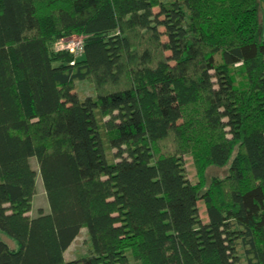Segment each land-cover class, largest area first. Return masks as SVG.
<instances>
[{
    "label": "trees",
    "instance_id": "1",
    "mask_svg": "<svg viewBox=\"0 0 264 264\" xmlns=\"http://www.w3.org/2000/svg\"><path fill=\"white\" fill-rule=\"evenodd\" d=\"M263 13L0 0V233L16 245L0 240V264H264ZM70 36L77 59L54 49ZM187 156L199 184L206 165L227 178L202 191ZM82 229L86 255L66 260Z\"/></svg>",
    "mask_w": 264,
    "mask_h": 264
},
{
    "label": "rangeland",
    "instance_id": "2",
    "mask_svg": "<svg viewBox=\"0 0 264 264\" xmlns=\"http://www.w3.org/2000/svg\"><path fill=\"white\" fill-rule=\"evenodd\" d=\"M80 44L81 46V39L77 36H70L68 38L60 39L55 45L54 49L55 51L69 52L72 56L75 55V58H79V54L81 53V50H79V47H77ZM69 48V50H67ZM71 50V51H70ZM78 83L77 85H79ZM78 90L81 94H88L91 93V88L86 85V83L81 84L78 86ZM198 126H195L194 129H191L192 132L199 133L200 136L204 135L205 129L204 127H200V129L197 128ZM167 143H171V140H167ZM184 157L185 162V168L187 173L189 174V180L194 183V181L197 182V177H195V171L193 169V166H191L192 159ZM35 163V160H32ZM227 170L226 168H219L216 166H204L201 176V183L199 184V181L197 182L198 188H200L202 191L205 189H212L214 183L216 182H224V180L227 178ZM36 189L37 192L35 196L32 199V202L30 203V207L28 208L29 215L32 214L34 217H36L40 213L47 214L49 212L48 203L44 194L43 186L41 181L37 178L36 181ZM199 217L201 219H205V209L202 204L199 206ZM0 240L7 241L9 246L12 248H15L16 245L11 242L9 239H7L5 236H3L2 233H0ZM88 240L87 232L85 229H82L78 235V237L74 240V242L70 245V247L67 249L65 253L66 260H71L73 258H80L84 257L87 253V247L88 244L86 243ZM89 248V247H88Z\"/></svg>",
    "mask_w": 264,
    "mask_h": 264
},
{
    "label": "crops",
    "instance_id": "3",
    "mask_svg": "<svg viewBox=\"0 0 264 264\" xmlns=\"http://www.w3.org/2000/svg\"><path fill=\"white\" fill-rule=\"evenodd\" d=\"M264 3V0H261ZM261 37L264 40V13L262 14Z\"/></svg>",
    "mask_w": 264,
    "mask_h": 264
},
{
    "label": "built area",
    "instance_id": "4",
    "mask_svg": "<svg viewBox=\"0 0 264 264\" xmlns=\"http://www.w3.org/2000/svg\"><path fill=\"white\" fill-rule=\"evenodd\" d=\"M77 47H79V50H81V46H80V44H79ZM67 50H69V48H67ZM70 51H71V50H70Z\"/></svg>",
    "mask_w": 264,
    "mask_h": 264
}]
</instances>
